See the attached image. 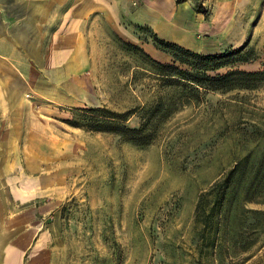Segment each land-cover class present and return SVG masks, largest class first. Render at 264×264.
I'll list each match as a JSON object with an SVG mask.
<instances>
[{"label":"rangeland","instance_id":"rangeland-1","mask_svg":"<svg viewBox=\"0 0 264 264\" xmlns=\"http://www.w3.org/2000/svg\"><path fill=\"white\" fill-rule=\"evenodd\" d=\"M179 1L212 22L199 37L214 50L244 48L254 59L234 67L264 68V0ZM109 64L95 108L133 111L126 125L139 128L144 110L170 88L119 41L112 43ZM174 101L167 100L174 112L158 117L146 146L92 130L91 108L63 122L68 186L47 264H264L262 184L234 185L213 220L219 229L209 227L204 241V224L196 220L203 192L250 150L256 159L264 153V81L251 90L210 91L198 103Z\"/></svg>","mask_w":264,"mask_h":264},{"label":"crops","instance_id":"crops-1","mask_svg":"<svg viewBox=\"0 0 264 264\" xmlns=\"http://www.w3.org/2000/svg\"><path fill=\"white\" fill-rule=\"evenodd\" d=\"M211 23L179 0H0V264L48 263L68 186L61 128L77 109L102 104L112 43L165 63L173 58L151 34L224 53L199 37Z\"/></svg>","mask_w":264,"mask_h":264},{"label":"trees","instance_id":"trees-1","mask_svg":"<svg viewBox=\"0 0 264 264\" xmlns=\"http://www.w3.org/2000/svg\"><path fill=\"white\" fill-rule=\"evenodd\" d=\"M198 12L202 11L198 10ZM151 38L159 49L172 56L171 62L165 63L154 59L139 45L124 41L120 44L124 50L148 63L159 76L160 82L170 90L157 99L156 106L144 110L143 122L139 128L126 125L133 111L117 113L104 108L89 109L91 115L89 118L92 119L89 127L92 130L114 132L127 141L146 146L154 141L157 122L166 120L174 112L170 111L171 104L165 105L167 100L171 103L174 99V103H179L181 106L189 105L201 102L203 95L210 91L227 93L235 90H251L264 81V68L250 71L234 67L236 64H245L254 60L250 58V53H245L244 48L222 54L205 55L162 40L155 34H151ZM229 67L232 68L226 70ZM102 115L106 116L101 118ZM254 152L255 149H252L243 158L237 160L224 176L199 196L196 220L204 224L202 241L205 240L209 227L214 226L216 231L219 229V224L214 223L213 220L221 213L222 206L234 185L251 182L264 186V153L256 159Z\"/></svg>","mask_w":264,"mask_h":264}]
</instances>
